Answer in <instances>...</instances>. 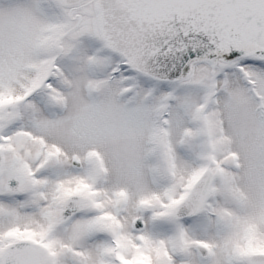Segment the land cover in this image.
Wrapping results in <instances>:
<instances>
[{
	"label": "snow or ice",
	"instance_id": "6c2138e0",
	"mask_svg": "<svg viewBox=\"0 0 264 264\" xmlns=\"http://www.w3.org/2000/svg\"><path fill=\"white\" fill-rule=\"evenodd\" d=\"M0 264H264V0H0Z\"/></svg>",
	"mask_w": 264,
	"mask_h": 264
}]
</instances>
